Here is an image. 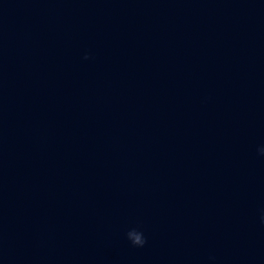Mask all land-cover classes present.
Wrapping results in <instances>:
<instances>
[{
    "label": "water",
    "instance_id": "95a60500",
    "mask_svg": "<svg viewBox=\"0 0 264 264\" xmlns=\"http://www.w3.org/2000/svg\"><path fill=\"white\" fill-rule=\"evenodd\" d=\"M0 264H264V0H0Z\"/></svg>",
    "mask_w": 264,
    "mask_h": 264
},
{
    "label": "clouds",
    "instance_id": "9594fccd",
    "mask_svg": "<svg viewBox=\"0 0 264 264\" xmlns=\"http://www.w3.org/2000/svg\"><path fill=\"white\" fill-rule=\"evenodd\" d=\"M87 59V57H85ZM128 239L132 242L134 246L143 247L146 243V239L142 232L137 231L136 229L130 230L127 233Z\"/></svg>",
    "mask_w": 264,
    "mask_h": 264
}]
</instances>
